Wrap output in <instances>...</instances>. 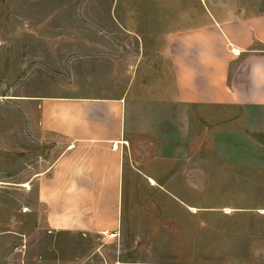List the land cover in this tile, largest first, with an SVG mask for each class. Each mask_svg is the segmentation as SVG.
<instances>
[{"label": "rangeland", "instance_id": "obj_1", "mask_svg": "<svg viewBox=\"0 0 264 264\" xmlns=\"http://www.w3.org/2000/svg\"><path fill=\"white\" fill-rule=\"evenodd\" d=\"M230 1L0 0V264H264V106L158 120L131 103L138 176L126 168L117 236L51 230L36 192L67 142L42 131L39 100L132 96L135 70L161 68L166 34Z\"/></svg>", "mask_w": 264, "mask_h": 264}, {"label": "crops", "instance_id": "obj_2", "mask_svg": "<svg viewBox=\"0 0 264 264\" xmlns=\"http://www.w3.org/2000/svg\"><path fill=\"white\" fill-rule=\"evenodd\" d=\"M227 7L232 11L216 6L201 23L166 34L161 68L149 69L146 76L135 70L138 90L132 96L121 91L117 96L39 100L42 131L67 141L36 182L51 230L118 233L126 168L138 176L132 169L137 154L130 151V157L126 148L138 123L131 103L149 101L158 120L178 110L187 118V112L203 107L264 106V12L248 14L236 0ZM148 76L153 81L145 83ZM128 107L133 118L129 130ZM156 130L155 135L161 133Z\"/></svg>", "mask_w": 264, "mask_h": 264}, {"label": "bare ground", "instance_id": "obj_3", "mask_svg": "<svg viewBox=\"0 0 264 264\" xmlns=\"http://www.w3.org/2000/svg\"><path fill=\"white\" fill-rule=\"evenodd\" d=\"M151 183H152V184H155V182H154V180H153V179H151ZM112 235H114V234H112Z\"/></svg>", "mask_w": 264, "mask_h": 264}]
</instances>
